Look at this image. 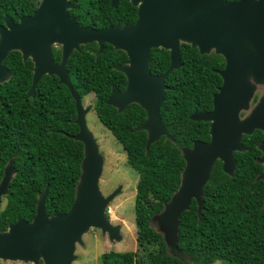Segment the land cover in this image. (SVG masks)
<instances>
[{
  "label": "trees",
  "instance_id": "16d2710c",
  "mask_svg": "<svg viewBox=\"0 0 264 264\" xmlns=\"http://www.w3.org/2000/svg\"><path fill=\"white\" fill-rule=\"evenodd\" d=\"M9 0H0V4ZM16 15L32 14L34 0H12ZM82 25L105 28L119 22H134L136 7L121 0L115 8L111 0H71ZM9 12L10 8L5 9ZM4 10L0 6V23ZM92 42L75 50L68 61L75 89L84 98L96 96L95 109L100 121L123 145L127 162L138 172L135 212L137 251H107L102 264H264V166L259 162L264 132L255 130L243 136L245 151H237V168L228 175L218 160L204 187V204L199 211L195 199L180 217L178 248L169 247L152 219L165 208L179 189L186 160L182 147L196 140H210V123L190 118L195 111L213 107V95L223 83L216 71L224 67L222 55L201 54L190 44L181 45L182 65L166 80L168 89L161 107L162 120L175 140L162 136L147 149L148 134L138 127L147 119L146 111L132 103L120 112L107 100L115 88L125 89L127 78L114 67L127 60V54L105 44ZM62 50L53 48L57 62ZM11 73L0 83V181L5 163L14 160L16 174L11 181L7 202L0 212V229L7 230L20 217L31 221L36 215L38 197L49 186L46 200L49 215L70 210L82 174L84 144L70 135L79 132L74 122L76 102L70 88L57 75H45L35 96L28 97L34 63L24 62L20 51L5 60ZM153 73L164 74L170 67V53L164 48L151 51ZM258 96L255 97L256 102Z\"/></svg>",
  "mask_w": 264,
  "mask_h": 264
},
{
  "label": "water",
  "instance_id": "95a60500",
  "mask_svg": "<svg viewBox=\"0 0 264 264\" xmlns=\"http://www.w3.org/2000/svg\"><path fill=\"white\" fill-rule=\"evenodd\" d=\"M138 7V19L132 25H109L105 28L82 26L69 14L74 5L70 0H41L33 14L14 22L4 16L0 25V83L8 81L11 73L5 60L12 51H20L24 62L34 63L32 84L28 97L35 96L38 83L45 75H57L67 85L76 102L74 122L79 132L70 135L84 144L82 174L76 188L75 200L67 212L49 215L46 200L49 186L40 193L36 215L31 221L20 217L7 230L0 229V259L33 261L39 264H73L77 258V243L91 228L101 229L111 241H121L120 225H114L106 211L122 186L105 196L100 188L104 158L94 132L87 121L90 106L75 89L68 61L82 45L97 42L99 57L105 44L124 50L127 64L115 69L127 76L123 91L112 90L107 103L120 112L136 103L147 113L138 129L148 134L147 149L162 136L173 137L165 127L161 107L165 100L169 73L182 65L181 43L198 48L201 54L215 52L226 60L224 69L216 71L223 83L213 95V107L195 111L190 118L210 123V140H196L191 148L182 147L186 166L178 190L162 212L152 219L164 235L169 247L178 248L180 217L195 199L199 211L204 204V187L218 160L223 170L233 175L237 168L235 153L245 151L243 136L255 130L264 132V94L252 107L258 85H264V0H128ZM119 0H112L117 7ZM61 45L62 59L57 62L53 47ZM153 48L170 50L171 63L164 74L152 73L150 55ZM252 109V110H251ZM250 111V112H249ZM243 112H247L242 116ZM259 162L264 166V142ZM16 174L14 160L5 167L0 181V203L8 194ZM264 179V171L259 176Z\"/></svg>",
  "mask_w": 264,
  "mask_h": 264
},
{
  "label": "rangeland",
  "instance_id": "374dc122",
  "mask_svg": "<svg viewBox=\"0 0 264 264\" xmlns=\"http://www.w3.org/2000/svg\"><path fill=\"white\" fill-rule=\"evenodd\" d=\"M59 49V43L54 45ZM256 94H264V85H258ZM96 96L94 93L87 94L83 98L85 107L90 106L87 113V121L90 129L94 132L100 146V152L104 158V170L100 178V188L107 196L118 187L122 186L119 194L112 200L106 211L107 217L114 225H120L123 239L111 241L108 234L101 229L91 228L83 235V243H77V258L73 264H102L101 254L107 251H137V228L135 199L138 172L127 162V154L123 145L115 138L112 132L100 121L95 109ZM165 125V124H164ZM166 127V126H165ZM167 128V127H166ZM168 130V129H167ZM169 131V130H168ZM176 141L173 133L169 131ZM184 148H191L183 146ZM6 196V195H5ZM4 196L0 203V212L5 207L7 199ZM140 251V250H139ZM140 253H144L141 250ZM0 264H35L33 261H11L0 259ZM39 264H45L43 260ZM214 264H224L217 261Z\"/></svg>",
  "mask_w": 264,
  "mask_h": 264
},
{
  "label": "flooded vegetation",
  "instance_id": "af4514ba",
  "mask_svg": "<svg viewBox=\"0 0 264 264\" xmlns=\"http://www.w3.org/2000/svg\"><path fill=\"white\" fill-rule=\"evenodd\" d=\"M36 3H37V7L39 6V4H40V2H41V0H34ZM71 1V0H70ZM120 1L121 0H119V3H120ZM128 1V0H127ZM229 1H235V0H229ZM9 2V4L8 5H6L7 3H6V1H4L3 3H1L0 4V6H1V8H2V10H4V16L6 15V14H8V15H10L11 16V19L14 21V22H19L20 21V19H21V17H24V16H27V15H31V14H25V15H19V16H17L16 15V13H17V11L15 10V6H14V3H13V1L12 0H9L8 1ZM130 2V1H129ZM71 3L74 5V7L73 8H70L69 9V14H70V16H72V17H77V20H78V22H79V16L75 13V11H76V8H77V5L75 4V3H73L72 1H71ZM118 3V4H119ZM111 4H112V0H111ZM118 6V5H117ZM136 7V15H137V11H138V7L137 6H135ZM7 8H10V11L11 12H9V11H7V10H5V9H7ZM116 8V7H115ZM37 9V8H36ZM35 9V10H36ZM34 10V11H35ZM34 13V12H33ZM32 13V14H33ZM4 16H3V22L2 23H0V25H3L5 22H4ZM138 19V15H137V18L135 19V21L134 22H131V23H128V22H126V23H124V24H129V25H132V24H134L135 22H136V20ZM80 23V22H79ZM120 23V22H119ZM81 24V23H80ZM121 24V23H120ZM124 24H122V25H124ZM82 25V24H81ZM111 25H113V24H111ZM82 26H90V25H82ZM182 44H188V43H185V42H182L181 43V45ZM54 48V47H53ZM59 48L61 49V45H59ZM154 49V48H153ZM165 49V48H164ZM180 49H181V46H180ZM62 50V49H61ZM166 50H168V49H166ZM122 51H124V50H122ZM169 51V53H170V50H168ZM126 54H127V52L126 51H124ZM214 52V51H213ZM212 53V52H211ZM182 55V54H181ZM151 56V55H150ZM61 59H62V54H61ZM223 59H224V67L223 68H220L219 70H222V69H224L225 68V66H226V60H225V58L223 57ZM61 61V60H60ZM59 61V62H60ZM128 61H129V56H128V54H127V60L123 63V64H127L128 63ZM181 62H182V60H181ZM170 63H171V57H170ZM123 64H120V65H123ZM115 68V67H114ZM151 68V67H150ZM152 71V70H151ZM123 73V72H122ZM153 73V72H152ZM124 74V73H123ZM155 74H157V73H155ZM125 75V74H124ZM126 76V75H125ZM126 78H127V76H126ZM126 85H127V83H126ZM126 87V86H125ZM219 89V88H218ZM256 96H258V99H259V97H260V95L259 94H256L255 95V97ZM255 97H254V99H255ZM254 99H253V101L251 102V105H252V107L257 103V101H258V99H257V101L255 102L254 101ZM252 110V109H251ZM250 112V111H249ZM247 112H243L242 113V116H244L245 114H246ZM8 163H5V166H4V170H5V167H6V165H7ZM7 196V195H6ZM5 196V197H6ZM4 198V197H3ZM6 199H7V197H6Z\"/></svg>",
  "mask_w": 264,
  "mask_h": 264
}]
</instances>
